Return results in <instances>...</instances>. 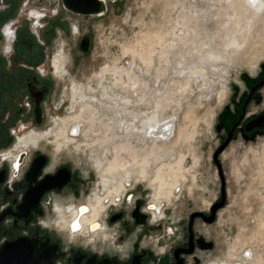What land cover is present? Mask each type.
<instances>
[{
    "label": "rangeland",
    "instance_id": "374dc122",
    "mask_svg": "<svg viewBox=\"0 0 264 264\" xmlns=\"http://www.w3.org/2000/svg\"><path fill=\"white\" fill-rule=\"evenodd\" d=\"M261 1L257 10L255 0H122L92 21L87 53L74 51L75 39L63 52L56 42L51 58L59 51L53 61L61 56L62 66L53 98L66 99L67 116L52 128L64 124L70 135L50 142L46 134L39 146L50 166L65 161L93 175L75 202L107 206L140 190L183 236L190 213H209L224 191L212 222L194 225L214 242L203 263L264 264V131L234 139L218 162L214 155L223 111L245 90L244 77L263 70ZM45 220L64 231L54 215Z\"/></svg>",
    "mask_w": 264,
    "mask_h": 264
},
{
    "label": "flooded vegetation",
    "instance_id": "af4514ba",
    "mask_svg": "<svg viewBox=\"0 0 264 264\" xmlns=\"http://www.w3.org/2000/svg\"><path fill=\"white\" fill-rule=\"evenodd\" d=\"M121 1L0 0V264H205L201 253L214 245L194 226L198 218L212 222L211 209L191 212L181 236L163 209L154 218L160 209L135 189L102 203L90 221L94 206L74 200L93 175L83 176L65 161L50 166V152L39 146L46 134L45 141L70 135L64 124L57 132L52 128L67 116L66 99L53 98V75L62 66L61 56L53 61L59 51L51 58L56 42L63 52L75 39L74 51L87 53L92 21ZM262 69L244 77L245 90L223 111L217 156L234 139L252 140L264 131V64ZM64 141H56V149ZM67 197L69 203L62 201ZM48 214L63 232L47 223ZM76 233V241L66 239ZM145 238L151 239L144 243Z\"/></svg>",
    "mask_w": 264,
    "mask_h": 264
},
{
    "label": "water",
    "instance_id": "95a60500",
    "mask_svg": "<svg viewBox=\"0 0 264 264\" xmlns=\"http://www.w3.org/2000/svg\"><path fill=\"white\" fill-rule=\"evenodd\" d=\"M80 5V7L81 6H83V5H81V4H79ZM81 10H84V12H86V8H84V7H81ZM87 45L88 46H86L85 48H84V50H87L88 49V47H89V40L87 41ZM220 149H221V147H219L216 151H215V159H216V161H217V154H218V152L220 151ZM218 162V161H217ZM218 166H219V168H220V165H219V163H218ZM224 199H225V193H224V191H222V196H221V199L219 200V201H216V202H214L212 205H211V214L207 217V220L208 221H212L213 219H214V217H215V211H216V209H218L220 206H222L223 205V203H224ZM197 213H202L201 211H199V212H195V213H193L192 214V216L194 215V214H197Z\"/></svg>",
    "mask_w": 264,
    "mask_h": 264
},
{
    "label": "bare ground",
    "instance_id": "6f19581e",
    "mask_svg": "<svg viewBox=\"0 0 264 264\" xmlns=\"http://www.w3.org/2000/svg\"><path fill=\"white\" fill-rule=\"evenodd\" d=\"M255 2H256V7H257V10H259V8L261 7V5L263 4L262 3V1L261 0H255ZM134 85H136V84H134ZM133 87V86H132ZM163 129H164V127H163ZM166 185V184H165ZM161 186H163V185H161ZM164 187V186H163ZM163 187H162V189H163ZM161 188V187H160ZM165 188H166V186H165ZM165 190V189H164ZM161 191V190H160ZM167 191V190H166ZM102 208V200H98V203H97V205L96 206H94V213H93V217H92V219H90V221H94L96 218H97V216H98V212H99V210ZM84 211V210H83ZM73 216H76L75 214L73 215ZM78 224L76 223L75 225H74V230H76V229H78Z\"/></svg>",
    "mask_w": 264,
    "mask_h": 264
},
{
    "label": "snow or ice",
    "instance_id": "6c2138e0",
    "mask_svg": "<svg viewBox=\"0 0 264 264\" xmlns=\"http://www.w3.org/2000/svg\"><path fill=\"white\" fill-rule=\"evenodd\" d=\"M84 211H87V209H84Z\"/></svg>",
    "mask_w": 264,
    "mask_h": 264
}]
</instances>
